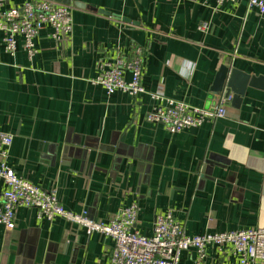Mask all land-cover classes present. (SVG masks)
Here are the masks:
<instances>
[{
  "label": "crops",
  "instance_id": "1",
  "mask_svg": "<svg viewBox=\"0 0 264 264\" xmlns=\"http://www.w3.org/2000/svg\"><path fill=\"white\" fill-rule=\"evenodd\" d=\"M71 2L72 31L55 38L45 26L32 59L21 36L15 53L0 43V131L14 136L8 165L97 221L137 201L145 235L169 210L190 235L264 228V15L248 0ZM135 45L145 49L148 92L211 107L221 66L250 83L240 102L226 103L225 117L173 133L146 120L158 102L148 93H108L91 81ZM15 223L0 224V264H109L114 241L102 232L27 206L15 209ZM196 257L194 247L184 250L179 264ZM205 264L239 261L211 244Z\"/></svg>",
  "mask_w": 264,
  "mask_h": 264
},
{
  "label": "built area",
  "instance_id": "2",
  "mask_svg": "<svg viewBox=\"0 0 264 264\" xmlns=\"http://www.w3.org/2000/svg\"><path fill=\"white\" fill-rule=\"evenodd\" d=\"M8 0H0V43L8 53H15L18 36L32 59L36 54L35 38L45 26L52 35L61 38L73 29V8L54 0H27L20 6L4 7ZM225 1L216 0L217 4ZM249 8L264 15V0H248ZM145 49L133 47L129 57L119 56L114 63H102L98 75L91 81L102 85L108 93L122 90L131 95L148 93L158 102L147 113L146 120L163 125L170 132L197 127L204 122L226 116V103L231 96H218L211 107H199L185 101L169 98L162 89L148 92L142 84ZM130 73V79L125 73ZM13 134L0 131V224L13 230L15 209L34 207L38 215L52 219L61 216L84 226L88 233L99 231L113 239L109 264H179L184 250L194 247V264H205L206 248L217 245L237 256L239 264L264 263V228H245L228 232L190 235L185 225L172 210L156 216L153 233L145 235L137 229L140 206L134 201L121 207L109 222L93 219L88 210L75 212L65 208L56 189H44L16 173L7 159L13 143Z\"/></svg>",
  "mask_w": 264,
  "mask_h": 264
},
{
  "label": "water",
  "instance_id": "3",
  "mask_svg": "<svg viewBox=\"0 0 264 264\" xmlns=\"http://www.w3.org/2000/svg\"><path fill=\"white\" fill-rule=\"evenodd\" d=\"M54 1L73 7L71 0ZM99 12L108 15L112 14L111 12L104 9H99ZM249 83L250 81L248 74H245L236 68L229 70L228 66L223 65L219 69L211 89L216 94L224 93L226 97H229L231 93H233L234 95L231 97V100L233 99V101L237 100V102H240L241 96L245 93L246 87Z\"/></svg>",
  "mask_w": 264,
  "mask_h": 264
}]
</instances>
